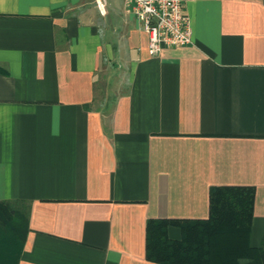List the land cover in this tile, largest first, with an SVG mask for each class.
Here are the masks:
<instances>
[{
    "label": "crops",
    "instance_id": "crops-1",
    "mask_svg": "<svg viewBox=\"0 0 264 264\" xmlns=\"http://www.w3.org/2000/svg\"><path fill=\"white\" fill-rule=\"evenodd\" d=\"M96 2L0 0V200L29 216L19 264H155L148 221L208 219L214 187L256 189L263 246L264 0H185L193 43L158 57L124 0Z\"/></svg>",
    "mask_w": 264,
    "mask_h": 264
},
{
    "label": "trees",
    "instance_id": "trees-1",
    "mask_svg": "<svg viewBox=\"0 0 264 264\" xmlns=\"http://www.w3.org/2000/svg\"><path fill=\"white\" fill-rule=\"evenodd\" d=\"M255 198L254 187H214L208 219L149 220L146 259L155 264H264V245H250ZM172 227L180 230V239L170 238ZM29 233L25 208L0 200V264H19Z\"/></svg>",
    "mask_w": 264,
    "mask_h": 264
},
{
    "label": "built area",
    "instance_id": "built-area-1",
    "mask_svg": "<svg viewBox=\"0 0 264 264\" xmlns=\"http://www.w3.org/2000/svg\"><path fill=\"white\" fill-rule=\"evenodd\" d=\"M103 14L105 0H97ZM128 15L144 22L149 35L148 52L158 57L165 48H182L193 43V29L185 12V0H124Z\"/></svg>",
    "mask_w": 264,
    "mask_h": 264
}]
</instances>
